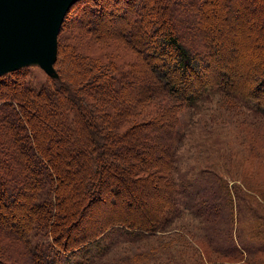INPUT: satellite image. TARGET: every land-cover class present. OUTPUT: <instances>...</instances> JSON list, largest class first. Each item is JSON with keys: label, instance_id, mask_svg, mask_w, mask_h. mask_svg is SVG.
<instances>
[{"label": "trees", "instance_id": "1", "mask_svg": "<svg viewBox=\"0 0 264 264\" xmlns=\"http://www.w3.org/2000/svg\"><path fill=\"white\" fill-rule=\"evenodd\" d=\"M121 1L123 7L118 5ZM235 1L227 0V11ZM260 6L264 9L263 3ZM72 10L78 19L74 30H90L98 47L108 40L120 42L135 51L140 63L121 68L115 59L119 52L100 47L105 59L68 43L62 50V33ZM141 13L139 0H76L57 34L56 78L46 76L36 87L26 81V67L0 75V147L9 141L13 146L8 151L13 153L11 164L10 158H0V202L9 210V215L0 211V240L12 241L2 243L0 256L7 262L0 264H264L257 263L258 255L264 254V186L255 188L250 177L219 162H207L202 182L196 184L197 174L180 173L177 156L179 111L221 92L264 117V105L256 98L257 92L264 94V74L256 80L253 94H246L222 80L227 76L222 70L211 73L206 55H217L215 49L200 59L186 53L174 34L165 33L149 46L154 35L145 26L137 27L145 23ZM169 49L178 56L170 64L175 74L156 71L159 67L153 73L165 87L166 98L156 115L148 102L158 98V86L153 90L140 80L142 74L135 79V72L149 75L147 66L161 62L150 63V58ZM223 55L220 52L215 60ZM146 106L144 116L155 114V120L131 123ZM152 142H160L164 167L170 171L165 180L169 205L149 224L114 221L94 237L75 241L77 236L70 233L78 235L77 226L82 217L89 218L90 209L96 206V215L123 197L124 185L138 186L142 177L134 171L150 164L147 147ZM23 154L30 162L21 159ZM10 194L26 196V210L32 213L18 216ZM22 216L27 220L21 224ZM177 218L179 226H172Z\"/></svg>", "mask_w": 264, "mask_h": 264}, {"label": "rangeland", "instance_id": "2", "mask_svg": "<svg viewBox=\"0 0 264 264\" xmlns=\"http://www.w3.org/2000/svg\"><path fill=\"white\" fill-rule=\"evenodd\" d=\"M140 1H142L143 12L140 20L145 21V23H139L137 27L144 28L145 26L153 31L154 36H152L149 46H153L154 42L152 41L159 39L165 33L174 34L183 50L189 55L198 56V58L203 57V53L212 52L215 49L218 51L217 55H206V61L210 62L212 67L211 73L222 70L223 73L227 74L226 78L222 79L221 77L222 80H226L232 87L246 94H253L256 80L264 74V36H262L264 32V30L262 31L264 28V20H262L264 9L260 6V3L264 4V0H255V4L251 3L254 0H236L233 9L230 11H227V0H203L202 2L201 0ZM118 5L123 7V1ZM196 15H199L201 19L197 20ZM76 18V11L72 10L68 15V21L71 22L65 25L62 33V50L68 43L80 48L84 53L98 54L102 59H105L107 55L105 54V56L103 50L100 49L104 48V52L107 50L119 52L115 59L121 68L127 66L128 63L132 66L140 63L135 51L120 42L108 40L105 43L102 42L103 44L99 45V48L97 42L92 38L90 30H83L82 32L78 29L74 30L73 25L78 21ZM90 26L92 25L90 24ZM202 37L206 39V50ZM220 52L225 54L221 57L222 60H215L216 57L219 58ZM160 56L162 57L161 60ZM177 57L176 53L174 54L170 49L169 53L159 51L157 55L150 58V63L155 64V62L161 61L163 66H161V62L159 63L160 66L157 63L156 67L148 65L149 75L141 71H138V74L135 72V75H138L135 79H138L139 74H142L140 80L145 85H152L153 90L158 86L157 91L154 92L158 98L148 102L149 107H153L154 113L156 111V115L163 110L161 105L166 101V98L163 96L165 87L162 86V82H157L154 79V74H157L156 71H163L164 74L174 75L175 72H173L170 64L174 63ZM199 61L201 63V60ZM158 67L160 70L154 71ZM206 71L208 70L206 69ZM23 73H27L26 81L36 87L41 85L47 76L38 65L26 66ZM208 75L210 76L209 71L206 74V81L210 79ZM174 88H178L177 84ZM146 92L149 91L144 90V94ZM177 94L181 95L179 88ZM257 94L256 98L260 104L264 105V94L259 95V92ZM2 96L1 94L0 97ZM236 100L230 95L212 92L208 98L205 97L196 105L186 107L178 112V124L182 131L177 139L178 165L182 174L186 170L190 175L197 174L196 179H194L196 184L202 182L201 175L207 162H219L221 165L226 163L227 168L236 174H242L248 179L250 177V184L264 186V117L246 109ZM147 109L146 106L144 113L142 115L136 114L130 119V122L155 120L156 117H153L155 114L149 115L150 117L147 118L144 116ZM155 139L159 140L160 138ZM11 144L9 141L8 145L0 147V158H10V164L13 161V153H8L9 149L11 150L13 147ZM159 146L160 142L150 143V146L147 147L150 164L143 165L142 171L135 169L134 173L142 177L138 178V186L133 182L129 186L124 185L125 194L123 197L116 198L115 204L108 203L107 207L103 206L99 212L97 210L96 215L94 211L97 207L90 209L89 218L87 219V216L85 219L82 217L81 223L77 226L80 230L78 235L77 232L70 233L73 238L77 236L75 241L94 237L98 229L106 223L130 221L149 224L157 219L162 208L169 205L170 196V190L165 181L168 180L166 174L170 171H166L164 167L163 154ZM156 155H159L158 158H155ZM21 159L30 162L25 154L22 155ZM218 169L223 171V166H219ZM11 191L15 193V188L12 187ZM11 195L14 196V194ZM14 197L15 205L12 207L16 209L18 216L26 213L29 216L32 212L29 213V209L26 210V206H28L27 197H19L18 195ZM124 197L127 200L123 199ZM122 202H126L124 206H121ZM135 203H139L141 206L136 208ZM4 207L5 205L0 202V211L9 215V210ZM86 213L87 211L85 215ZM177 215L180 216V214ZM21 220L22 224L23 220H27V218L23 219L22 216ZM180 221L181 218L175 219L172 226H177ZM8 242L12 244L10 239H1L0 248L2 243ZM16 244L13 243V245ZM21 248L18 247L15 251L18 257ZM210 255L216 257L212 253ZM257 259V263H260L261 260L264 261V254H259ZM0 260L7 262L2 256H0Z\"/></svg>", "mask_w": 264, "mask_h": 264}, {"label": "water", "instance_id": "3", "mask_svg": "<svg viewBox=\"0 0 264 264\" xmlns=\"http://www.w3.org/2000/svg\"><path fill=\"white\" fill-rule=\"evenodd\" d=\"M75 1L0 0V75L38 65L56 78L57 34Z\"/></svg>", "mask_w": 264, "mask_h": 264}]
</instances>
